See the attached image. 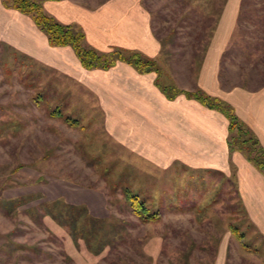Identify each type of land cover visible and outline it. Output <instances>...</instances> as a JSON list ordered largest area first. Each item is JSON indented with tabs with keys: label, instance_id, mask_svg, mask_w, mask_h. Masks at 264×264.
<instances>
[{
	"label": "rangeland",
	"instance_id": "obj_1",
	"mask_svg": "<svg viewBox=\"0 0 264 264\" xmlns=\"http://www.w3.org/2000/svg\"><path fill=\"white\" fill-rule=\"evenodd\" d=\"M223 2L145 0L153 26L162 35L176 32L168 39L174 55L158 59L162 84L194 89L215 28L213 12ZM240 13L245 18L222 57L221 79L226 88L255 90L264 83V0H242ZM67 80L0 46V185H7L0 201L34 197L12 216L0 211V264H213L222 242L228 264H264V238L247 220L234 180L180 165L160 170L139 159L109 138L94 101ZM66 182L77 206L105 221L101 235L112 244L99 255L83 241L77 246L54 218L38 226L26 213L41 214L39 206L54 199L70 204ZM128 195L160 219L144 223ZM112 225L120 235L109 232ZM231 226L245 235L243 242Z\"/></svg>",
	"mask_w": 264,
	"mask_h": 264
},
{
	"label": "crops",
	"instance_id": "obj_2",
	"mask_svg": "<svg viewBox=\"0 0 264 264\" xmlns=\"http://www.w3.org/2000/svg\"><path fill=\"white\" fill-rule=\"evenodd\" d=\"M36 1L61 24L80 27L86 44L100 53L122 49L156 60L161 57L162 46L145 0H102L94 5L81 0ZM241 4L242 0H226L194 89H179L199 88L231 105L264 147V86L255 90L222 86L221 61L237 27ZM0 46L68 78L94 101L109 138L139 159L160 170L180 165L234 180L247 220L264 238V174L241 152L230 153L229 121L224 114L185 94L170 100L156 85L155 72L142 74L124 62L107 70L83 68L73 48L51 47L29 15L7 8L2 0ZM69 185L66 182L64 198L77 206ZM228 259L229 246L222 242L213 264H228Z\"/></svg>",
	"mask_w": 264,
	"mask_h": 264
},
{
	"label": "trees",
	"instance_id": "obj_3",
	"mask_svg": "<svg viewBox=\"0 0 264 264\" xmlns=\"http://www.w3.org/2000/svg\"><path fill=\"white\" fill-rule=\"evenodd\" d=\"M2 2L7 8H12L23 14L29 15L34 20L35 24L47 35L51 47L69 46L73 48L83 68L88 70H107L115 66L118 62H124L132 65L142 74L155 72L158 75L156 85L170 100L175 99L180 94H185L188 98L199 101L207 108L221 112L229 121L228 146L230 153L236 151L241 152L252 165L264 174V147L254 132L238 117L234 108L228 103L207 95L199 88L195 89L193 92H187L178 88H170L162 84L160 81L161 67L159 61L149 58L140 52L122 49H115L108 53L98 52L96 49L86 44V35L80 27L61 24L54 17L48 15L42 4L36 0H2ZM225 2L226 0H224L218 10L215 9L216 11L214 10L213 12L217 15L216 22L219 19ZM243 18H245V16H243V13H240L237 26H239ZM153 29L162 46L161 56L174 55L172 51L174 45L169 47V44L176 36V32L172 33V31L175 30H172L166 35H162L154 26ZM168 39L170 40L169 44ZM207 47L208 45L204 48V53H206ZM256 49L259 50L258 48ZM196 50L195 48V51ZM195 57V61H197L196 54ZM202 61L203 58L199 63L200 66ZM222 86L226 87L223 80ZM263 86L264 83L259 88ZM58 113V111H53L50 114L51 116H56ZM65 121L69 125H77V122L74 120L65 119ZM38 182H40V180H38ZM6 187L7 185L5 186V184L2 183L0 185V191H4ZM33 198V196H23L14 199H2V201H0V211L7 216H12L19 208L32 202ZM128 198L132 200L131 208L133 214L144 223L156 222L160 219L161 213H150L149 209L146 208L144 203L140 202L136 196L128 195ZM60 206H62V208H60ZM34 209H30L26 213L29 214L36 225L43 226L44 219L47 216L54 218L61 226L67 227L70 230L72 238L77 246H79V241H83L94 255L101 254L112 244L110 240H107V236L101 235L102 232H106L105 221L101 218L92 216L85 206L70 204L61 205L60 200H55L42 203L39 206L41 214H36V210ZM63 209H65V211H63ZM110 229L109 232L116 234L120 231V226L112 225ZM231 233L236 236L240 242L244 241L245 235L240 233L237 226H231ZM2 237L10 238L8 234L2 235Z\"/></svg>",
	"mask_w": 264,
	"mask_h": 264
}]
</instances>
